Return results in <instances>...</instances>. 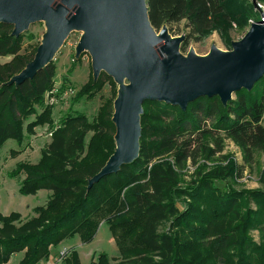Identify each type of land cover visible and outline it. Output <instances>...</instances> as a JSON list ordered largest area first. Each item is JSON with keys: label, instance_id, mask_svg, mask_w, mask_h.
Wrapping results in <instances>:
<instances>
[{"label": "trees", "instance_id": "obj_1", "mask_svg": "<svg viewBox=\"0 0 264 264\" xmlns=\"http://www.w3.org/2000/svg\"><path fill=\"white\" fill-rule=\"evenodd\" d=\"M147 4L155 29L167 25L173 36L185 35L182 52L213 32L230 47L233 24L242 32L255 6L252 0H147ZM13 28L0 23V56L10 57L0 63V155L8 140L22 143L34 127L54 121L53 107L45 106L44 98L55 85V62L31 80L9 83L34 59L40 45L33 33L12 35ZM107 82L112 85L111 97L94 120L85 113H68L52 132L40 160L22 162L14 171L25 173L21 193L48 189L51 195L46 205L35 208L36 216L24 222L17 212L0 215V264L23 251L19 264H39L51 257V246L77 234L84 243L91 242L103 221L118 255L112 259L101 251L93 264H264V187L237 190L228 183L217 184L242 170L223 154L227 140L241 150L245 163L251 164L255 154L264 151V76L251 90L236 92L227 104L218 96L198 97L186 110L145 101L139 157L89 188L116 148L112 117L117 84L105 72L96 81L91 75L75 96L76 102L93 98ZM205 161L219 162L208 168ZM189 163L196 171L187 180L184 170ZM167 222L171 229L161 231ZM255 230L258 241L251 235ZM70 253L73 264H81L76 250Z\"/></svg>", "mask_w": 264, "mask_h": 264}, {"label": "water", "instance_id": "obj_2", "mask_svg": "<svg viewBox=\"0 0 264 264\" xmlns=\"http://www.w3.org/2000/svg\"><path fill=\"white\" fill-rule=\"evenodd\" d=\"M42 21L47 31L34 59L9 83L33 79L53 61L70 33L81 30L77 56L91 54L95 81L105 72L118 84L112 117L116 148L89 188L139 157L145 101L186 110L198 97L218 96L227 104L264 76L262 18L232 42L231 50L213 45L206 55L194 50L184 55L185 35L173 36L167 25L155 29L147 0H0V23L13 25L12 35L18 37Z\"/></svg>", "mask_w": 264, "mask_h": 264}, {"label": "rangeland", "instance_id": "obj_3", "mask_svg": "<svg viewBox=\"0 0 264 264\" xmlns=\"http://www.w3.org/2000/svg\"><path fill=\"white\" fill-rule=\"evenodd\" d=\"M252 15L255 20H259L261 12L256 10L254 6ZM250 26V23H248L247 27L242 32H238L237 25L233 24L234 28L231 31L233 38L232 42L240 40ZM46 31L47 24L42 21L31 25L27 32L33 33L36 41H40L41 43ZM83 33L84 32L81 30H74L71 32L60 50L55 54L52 61L57 65L55 85L48 94H46L44 103L45 106L53 107L54 121L52 123H46L34 127L33 133L25 134L22 143L17 142L15 139L8 140L1 149L0 215L9 216L11 213L17 212L21 215L23 222L26 221L27 218L36 216L37 213L35 208L46 205L51 195V191L48 189H40L35 194L21 193L20 186L22 180L25 178V173L14 174V171L22 162L37 163L40 160L42 156L41 151L46 149L47 145L50 143L52 132L60 127L62 119L68 113L75 111L85 113L88 116V119L92 121L96 118V115L105 100L111 97L112 85L110 82H107L103 89L93 98L83 97L77 102L75 100L77 92L90 80L91 75L94 78L91 54L89 52H84L77 56V48ZM232 42L229 47L223 41V38L218 32H213L202 41L191 42L187 51L182 53L187 55L191 50H194L199 55H206L210 52L213 45H216L222 50H231ZM9 58L10 57L0 56V63L7 62ZM43 110V107L38 108L39 113L43 112ZM34 117L35 116H33L31 120H34ZM92 136L93 132H90L86 140L87 144L90 142ZM223 154H229L231 159L241 165L242 170L240 174H236L234 178H230L227 182L217 181L219 186L224 187L228 183L237 190L258 189L264 187L262 183L264 151L257 152L251 164L245 163L241 150L233 142L227 140ZM217 162L219 161H205L208 168L217 165ZM195 171L196 168L189 163V166L184 170V173L186 174L185 178L190 180ZM252 206L255 208L254 204ZM171 227V222L164 223L161 231L170 230ZM251 235L257 241L259 240V233L257 230L252 231ZM68 246L71 247L65 249V247ZM50 249L54 261L56 260L55 257L57 254H60L61 250H66L65 257H67L69 252L74 251L75 249L81 264H93V261L97 259L98 253L101 251L107 252L112 259L118 255L117 243L108 224L104 221L100 224L98 231L91 242L84 243L81 240L80 235L77 234L72 238L66 239L57 247L51 246ZM23 256L24 251L16 253L7 263L4 264H19ZM42 261H40V263ZM49 264H52V262ZM56 264H59L57 260ZM61 264H73L71 253L67 257V260H63Z\"/></svg>", "mask_w": 264, "mask_h": 264}, {"label": "built area", "instance_id": "obj_4", "mask_svg": "<svg viewBox=\"0 0 264 264\" xmlns=\"http://www.w3.org/2000/svg\"><path fill=\"white\" fill-rule=\"evenodd\" d=\"M255 8H256V10H258V11L261 12V17H260V18L264 19V1H259V0H258L257 3H256ZM254 22H255V19H254V18H251V19L249 20L250 25H252V23H254ZM47 94H48V93H47ZM65 256H66V250H65V251H62V252L60 253V256H59L57 262H58L59 264H61L62 261L65 259Z\"/></svg>", "mask_w": 264, "mask_h": 264}, {"label": "crops", "instance_id": "obj_5", "mask_svg": "<svg viewBox=\"0 0 264 264\" xmlns=\"http://www.w3.org/2000/svg\"><path fill=\"white\" fill-rule=\"evenodd\" d=\"M66 245H67V242H66ZM71 247V246H70ZM69 246L68 247H65V249H68L70 248ZM62 252V250L60 251V253ZM60 254L55 257L56 260H58ZM56 260L54 261L53 260V256H51L48 260H44L42 261L40 264H49L50 262H52V264H56Z\"/></svg>", "mask_w": 264, "mask_h": 264}]
</instances>
